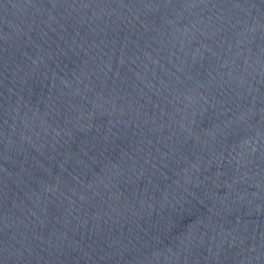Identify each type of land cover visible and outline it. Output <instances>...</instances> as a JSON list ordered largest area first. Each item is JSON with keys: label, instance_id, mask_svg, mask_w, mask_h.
<instances>
[{"label": "water", "instance_id": "1", "mask_svg": "<svg viewBox=\"0 0 264 264\" xmlns=\"http://www.w3.org/2000/svg\"><path fill=\"white\" fill-rule=\"evenodd\" d=\"M0 264H264V0H0Z\"/></svg>", "mask_w": 264, "mask_h": 264}]
</instances>
